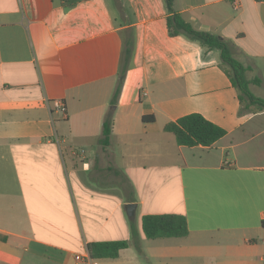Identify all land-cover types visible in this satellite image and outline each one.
Returning <instances> with one entry per match:
<instances>
[{
	"label": "crops",
	"instance_id": "obj_1",
	"mask_svg": "<svg viewBox=\"0 0 264 264\" xmlns=\"http://www.w3.org/2000/svg\"><path fill=\"white\" fill-rule=\"evenodd\" d=\"M114 1L0 0V264H263L264 110L239 102L218 51L168 34L164 0ZM172 8L229 42L264 99V1ZM191 112L225 135L179 145L164 125ZM145 214L188 232L147 238ZM118 240L115 257L88 248Z\"/></svg>",
	"mask_w": 264,
	"mask_h": 264
},
{
	"label": "trees",
	"instance_id": "obj_2",
	"mask_svg": "<svg viewBox=\"0 0 264 264\" xmlns=\"http://www.w3.org/2000/svg\"><path fill=\"white\" fill-rule=\"evenodd\" d=\"M168 15L166 17L168 34L170 36L182 35L191 41L199 43L208 50L219 52V58L227 66V73L231 84L237 90L239 102L251 111L264 110V99L255 96L249 89V81L245 77L246 67L233 55L232 48L226 40L217 34L193 27L180 13L172 8V0H164ZM264 1V0H256ZM134 49V36L124 39L121 53V78L128 68ZM122 80V79H121ZM120 91V83L115 90L113 100H116ZM153 119V116H151ZM113 119L107 117L103 123V140L107 141L111 133ZM164 130L171 132L179 145H211L213 142L225 135L226 131L219 125L209 121L198 112L185 114L174 121L164 125ZM142 229L147 238L161 236L186 235L187 223L182 214H145L142 216ZM126 240L97 242L88 244L92 255L115 257L118 250L126 247ZM101 250V251H99Z\"/></svg>",
	"mask_w": 264,
	"mask_h": 264
},
{
	"label": "built area",
	"instance_id": "obj_3",
	"mask_svg": "<svg viewBox=\"0 0 264 264\" xmlns=\"http://www.w3.org/2000/svg\"><path fill=\"white\" fill-rule=\"evenodd\" d=\"M54 109L62 114H66V105L64 103V101L62 99H54L52 100ZM83 151V150H82ZM77 259H81V257L79 255L76 256ZM86 260L90 263V264H96V260H93L89 257L86 258ZM263 264H264V258H263Z\"/></svg>",
	"mask_w": 264,
	"mask_h": 264
},
{
	"label": "rangeland",
	"instance_id": "obj_4",
	"mask_svg": "<svg viewBox=\"0 0 264 264\" xmlns=\"http://www.w3.org/2000/svg\"><path fill=\"white\" fill-rule=\"evenodd\" d=\"M109 2H110V5H111V7H112V9H114V10H116V4H115V1L114 0H109ZM220 64H221V66H225V68H227V66L225 65V64H223L222 62H221V60H220ZM125 75H126V72L123 74V76H122V81L124 80V78H125ZM251 91V90H250ZM262 92L264 93V90H262Z\"/></svg>",
	"mask_w": 264,
	"mask_h": 264
},
{
	"label": "water",
	"instance_id": "obj_5",
	"mask_svg": "<svg viewBox=\"0 0 264 264\" xmlns=\"http://www.w3.org/2000/svg\"><path fill=\"white\" fill-rule=\"evenodd\" d=\"M136 204L135 203H128L127 204V213L128 215L133 214V210L135 209Z\"/></svg>",
	"mask_w": 264,
	"mask_h": 264
}]
</instances>
